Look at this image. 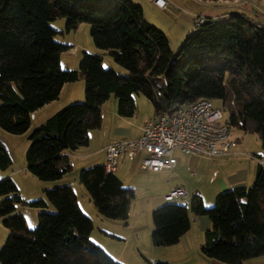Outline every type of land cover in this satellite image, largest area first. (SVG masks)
Returning <instances> with one entry per match:
<instances>
[{"label":"trees","instance_id":"trees-1","mask_svg":"<svg viewBox=\"0 0 264 264\" xmlns=\"http://www.w3.org/2000/svg\"><path fill=\"white\" fill-rule=\"evenodd\" d=\"M57 18H66V32L87 23L94 46L108 52L122 72L105 66L101 53L86 50L77 68L62 69L60 56L71 46L55 39L62 31L50 23ZM202 18L174 51L133 0H0V129L26 133L33 112L57 100L64 84L84 79L82 103L65 105L28 134L25 169L41 181L70 172L67 152L88 144L89 131L100 128L101 107L111 95L123 117L135 114L133 95L138 93L152 102L154 115L159 105L218 100L229 112L230 126L257 133L264 151V26L240 12ZM262 158L250 185L219 192L212 207L205 208L201 196L193 195L192 212L210 221L200 246L204 256L224 264L264 256ZM11 163L0 141V170ZM78 181L101 217L128 219L134 190L115 172L98 164L80 169ZM43 195L27 203L42 210L36 226L28 228L15 213L22 199L14 181L0 177V220L8 233L0 264H123L90 240L92 219L70 184L44 189ZM151 218L153 246H172L190 229L185 205L163 203Z\"/></svg>","mask_w":264,"mask_h":264},{"label":"rangeland","instance_id":"rangeland-1","mask_svg":"<svg viewBox=\"0 0 264 264\" xmlns=\"http://www.w3.org/2000/svg\"><path fill=\"white\" fill-rule=\"evenodd\" d=\"M168 6L164 9H157L153 4V0H136L135 3L140 4L143 9L145 19L157 28L162 30L168 37L171 48L176 51L179 45L184 41L189 29L191 30L195 25L196 16L201 14L206 17L217 18L224 16L226 13L240 12L249 17L252 21L264 26V0H167ZM192 13L193 19L183 17L185 14ZM184 14V15H182ZM66 18H57L50 23L54 29L61 30L55 39L61 42L68 41V43L76 45L79 44L80 50L77 55H72L70 50L63 52L60 56V66L62 69L77 68L79 64L80 54L82 50L90 51L88 47L94 51L102 53L103 64L107 66V62L118 68L112 61L108 52L97 49L89 34V25L81 23L76 30L66 32L64 23ZM192 21V22H191ZM182 41V42H181ZM163 78L156 80V84L160 87L163 84ZM81 93V99L77 100L78 94ZM73 103H82L84 101V79L78 78L73 82L72 91ZM66 90L62 91L61 95L51 105L36 110L30 115L31 126L24 134H11L0 129V141L8 151L12 163L6 170H0V177L9 176L14 181L18 195L22 199L21 203L15 204V213L21 214L26 222L28 228H34L37 224V215L41 209L30 207L28 202L43 198V190L51 189L56 186L70 184L79 199V204L83 212L88 215L93 222V229L90 234V240L103 248L111 257L116 258L121 249V241L119 243L118 237L131 236L136 238L132 228L140 229V233L152 227V210L163 203H177L185 205L188 209L189 215L192 214L190 201L196 193L201 196L205 208H210L214 205L215 196L219 192L227 190L223 188V180L238 176L245 170L247 162L258 161V157L264 156V151L261 147L260 139L257 133L246 131L237 125L230 126V137L233 141L231 151H235V155L228 160H216V158L195 157L175 152L177 166L175 170L180 177H176L171 172L152 173L135 168H131L130 161L127 167L124 165L118 170L123 185L134 190V197L131 200L128 219L111 220L98 215L93 203L89 199L84 187L78 181V174L80 168L73 165V168L62 179L54 181H41L25 169V153L28 147V134L39 123L43 122L50 115L61 109L65 105L68 98ZM113 96V95H111ZM136 104V112L131 118H126L132 127L140 120L149 118L154 114V106L152 102L142 93L134 94ZM63 103H68L64 104ZM213 105L220 107L221 102L218 100L212 101ZM111 99L104 102L105 117L108 124V112L110 111ZM224 117L229 118L228 110L224 111ZM40 121V122H39ZM104 124V125H107ZM106 127L102 124V129ZM101 129V128H100ZM95 129L94 132H96ZM123 157V156H121ZM125 158V157H124ZM252 158V159H251ZM120 160V158H119ZM136 165V164H134ZM126 167V168H125ZM62 180V181H61ZM178 181V182H177ZM183 185L187 189L186 197H176L172 200H165L163 197L171 189V185ZM252 182H249V185ZM176 187V186H175ZM170 189V190H169ZM169 190L168 192H166ZM202 216L204 220H209L206 215ZM204 224V223H203ZM202 221L199 219L195 223L193 233L190 238L195 244V250L200 253V246L204 240V232L202 230ZM198 225V226H197ZM106 229L109 233L106 235L100 230ZM146 233V232H145ZM7 230L2 225L0 220V248L3 245ZM151 234V232H150ZM135 235V236H134ZM131 237V239H132ZM124 249V254L119 257L123 264H146L147 261L154 262L156 260H169L171 264H179L181 260V252L178 250L181 247H159L153 246L150 235L148 241L143 237L140 244L131 243ZM115 246V247H113ZM194 249V248H193ZM155 250V251H153ZM162 250V251H160ZM191 255V252L188 253ZM158 255V256H154ZM119 261V260H118ZM128 261V262H127Z\"/></svg>","mask_w":264,"mask_h":264},{"label":"built area","instance_id":"built-area-1","mask_svg":"<svg viewBox=\"0 0 264 264\" xmlns=\"http://www.w3.org/2000/svg\"><path fill=\"white\" fill-rule=\"evenodd\" d=\"M153 3L160 9L169 4L167 0H153ZM203 21L198 16L195 24ZM224 111V107H215L207 98L172 107L159 105L158 113L142 124L139 137L119 139L105 146L104 168L115 172L123 156L138 160L144 170L172 171L176 164L175 152L206 158L229 154L233 141ZM258 162L263 164V158L259 157ZM187 194L186 188L175 187L164 199L186 197Z\"/></svg>","mask_w":264,"mask_h":264},{"label":"crops","instance_id":"crops-1","mask_svg":"<svg viewBox=\"0 0 264 264\" xmlns=\"http://www.w3.org/2000/svg\"><path fill=\"white\" fill-rule=\"evenodd\" d=\"M133 1L136 2V0H133ZM156 8L160 9L158 7H156ZM182 15H184V14H182ZM198 16H202V15L198 14L196 17H198ZM183 17H185L187 19H190V20L193 19L192 13H189L187 15L185 14ZM190 31L191 30L189 29V32ZM189 32H188V34H189ZM65 43H67V44H69L71 46V48L69 50L72 52V55H77L78 54V52L80 50V47H79L80 45L79 44L73 45V44L68 43V41H65ZM88 49L90 50V52L100 53L98 51H94L90 47H88ZM107 66H113L116 69V71L122 72V70H120L119 68L115 67L112 64V62L109 63V61H108L107 62ZM64 90H66V94L68 93V95H69L68 98L66 99V102L72 103L73 102V99H72V96H73L72 95L73 82L64 84L62 89H61L60 95H61L62 91H64ZM77 98H78L77 100L81 99V93H80V95L78 94ZM109 99H111V104L109 105L110 106V111L108 112V115H107L108 116V124H107V120H106L105 113H104L106 108H105V106H103V104H104L103 103L102 107H101V114H102V123H101V126H100L101 129L98 128L99 130H96V132H94V130H90L89 131L88 144L87 145L79 147L75 151L67 152V156L69 157V159L71 160V163H72V168H73V165L78 166L77 169H79V168L82 169V168L92 167V166L98 165V164H104V162H105V146L108 143L113 142V141H117L119 139H126V138L127 139H132V138L139 137L141 135V126H142V124L146 120H148V119H150V118H152L154 116V114H153L149 118H145L144 120H140L136 125H134L132 127L130 122L126 119V118H131V117H123V116H121V115H119L117 113V107H116L117 104H116L115 97L114 96H110ZM53 102L54 101H52V102H50V103H48L46 105H51ZM68 103H63V105L64 104H68ZM46 105H44L43 107H45ZM102 124L106 128L102 129ZM104 124H107V125H104ZM233 155H235V151H230L229 154H226V155H223V156H217L215 158H216V160H228ZM130 161L135 162V163H132L130 165L131 168H135L136 166H138V168L137 167L136 168L139 169V170L152 172V173H160V172H153V171L142 169L140 167V165H139V161L138 160H128L127 158L120 157V160L118 161L117 170L115 171L116 175L120 179H121V177L117 173L118 170H120L121 167H123L124 165L127 167L128 163ZM134 164H136V165H134ZM176 166H177V161H176V164H175V166H174L172 171H164V172H171L172 174L175 175V178L176 177H180L179 173H177V171L175 170ZM258 166H259V162L257 160H254V162H250V160H249V162H247L245 170L242 171L241 174L238 175V176L234 175V177H231L229 179L223 180L222 187L226 188V189H230V188H233V187L239 186V185L248 186L249 182H253V180L255 178V175H256V172L258 170ZM161 172H163V171H161ZM121 181H122V179H121ZM175 186L176 187H183V185H181V184H177L176 185V183H175ZM175 186L171 185L170 189L175 188ZM169 190H167L166 192H168ZM77 199H78V197H77ZM78 203H79V199H78ZM189 216H190V229L180 238L178 243H176V244H174L172 246H166V247H173V248L174 247H178V248L181 247L178 250V252L182 253L181 260H180L179 264H224V263H222L220 261L208 258V257L204 256L201 252L199 253L198 250H195V244L193 243L192 239L190 238V234L193 233V229L195 227V223L197 221H199V219H201L202 224L204 223L202 225V230H203V232H205V230L210 228V221L208 219L204 220L205 218H202V216L198 217L193 212ZM105 230L106 229H101L100 231L102 233H105L106 235H109V233H107ZM132 230H133L132 232L136 234V238H134L132 236H131L132 239H131V237L130 238H128V237H124V238L118 237L119 243L121 241V249L122 250L119 251L117 257L115 258L116 260L120 261L119 257H121L122 254H124V250H125L124 248L129 245L128 242H130L131 240L135 239L134 240L135 243H131L134 246H135V244L139 245L141 243L140 241L143 240V237H146V241H148L150 232L152 231V227L150 228V227L147 226V229L144 231V234H143V231L140 233L141 230L138 229V228L137 229L132 228ZM113 247H115V246H113ZM159 247H162V246H159ZM153 251H155V250H153ZM160 251H162V250H160ZM190 252H191V255L188 254ZM154 256H158V255H154ZM167 261L169 262V260H167ZM127 264H129V263H127ZM244 264H264V256L257 257V258H252V259L247 260L246 262H244Z\"/></svg>","mask_w":264,"mask_h":264}]
</instances>
